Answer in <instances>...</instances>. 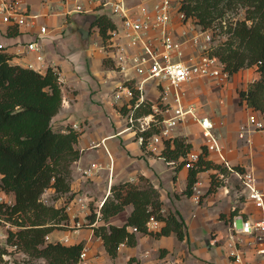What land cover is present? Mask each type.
<instances>
[{
    "label": "trees",
    "instance_id": "1",
    "mask_svg": "<svg viewBox=\"0 0 264 264\" xmlns=\"http://www.w3.org/2000/svg\"><path fill=\"white\" fill-rule=\"evenodd\" d=\"M240 9H244V16H233ZM180 10L203 29L211 28L213 39L221 36L209 52L220 58L230 74L254 67L257 77L238 90V102L264 115V0H181ZM92 25L98 26L103 40H107L114 21L103 12L95 16ZM62 103V82L54 66L40 70L21 64L0 47V190L11 192L14 197L11 202L0 201V214L12 225L7 244L30 257L44 258L46 264H78L85 246L83 240L65 243L46 238L71 218L67 207L73 195L69 193L72 164L81 156L77 143L82 131L71 124L64 129L53 127L52 119ZM164 141L160 155L168 161L178 160V167L184 166L191 142L183 136ZM234 167L244 168L240 164ZM209 168L228 170L223 163L209 158L204 146L198 160L189 167L187 194L194 193L199 171ZM212 175L208 191L215 190L220 182L217 174ZM49 188H53L54 198L69 195L65 203L44 201L42 195ZM128 204L133 208L123 224L109 222L111 216L124 211ZM89 209L86 224L102 238L111 257L118 255L121 244H136L133 227L155 236L171 232L181 239L185 236V220L173 211L163 212L158 189L144 176L140 182L113 183L101 207L97 209L91 202ZM151 216L163 222L160 229L148 227ZM7 247L0 248V264H21L15 258L12 262L4 260L2 254L8 251Z\"/></svg>",
    "mask_w": 264,
    "mask_h": 264
},
{
    "label": "crops",
    "instance_id": "2",
    "mask_svg": "<svg viewBox=\"0 0 264 264\" xmlns=\"http://www.w3.org/2000/svg\"><path fill=\"white\" fill-rule=\"evenodd\" d=\"M28 2L32 12L40 14L36 19V25L31 27H19L12 24L2 23L0 28V36H2V38H0V44H3L6 51L13 54V61H17L27 66H29V63H32L33 67L37 69L51 64L58 67L61 73L65 74V76L70 75L68 62L57 57L50 58V51L45 47V44L54 40L53 38L48 37H51V34L49 33H52L48 21H56L54 29H60L63 25L57 23L58 20H60V13L53 11L50 13L49 10H45L46 7L43 6L44 2L42 0H28ZM95 11L99 12L100 9ZM70 15H74L76 18L80 17V13ZM96 15L97 13L94 17ZM110 17L113 18V16ZM40 24H47L49 32L40 34L38 28ZM10 29L12 30L11 33H9ZM32 40H37L43 47V54L45 56L44 61L37 60L36 52L28 49L27 44ZM197 88L200 89L201 94L205 93L203 96H200L199 101L194 102L198 106L197 111L201 115L208 114L215 120L216 131L220 135L219 138L221 143L224 144V152L227 158L233 165L240 164L243 165V167L254 169L258 177L264 179V132L256 131L248 133L249 137L253 140V143L250 146L247 143L243 144V140L238 135V126L246 121L247 114L252 109L245 105L242 106L238 101L231 99L230 94L229 101L225 102L222 106L217 105L214 102L215 99H213L212 95L215 92L208 90L207 92H204L206 89L202 88L201 85ZM62 90L64 92L63 86ZM87 90V88L82 90L80 95V92L77 93L76 97L71 94L69 99L67 96H63L62 107L52 119L53 127L56 129H64L68 124H71L74 128L82 131L77 143V146L81 150V156L72 164V181L69 193L73 195L68 203L67 209L71 217L70 221H87L86 216L90 211L89 204L92 202L94 205L99 206L110 194L113 183L126 180L140 182L141 176H144L158 189L160 199L162 200V210L165 214L169 211H173L174 213L180 211L186 224L189 225L191 222L195 226L192 238L194 237L193 241L197 242L199 259L194 260L191 258L184 261L180 257L183 253L180 245H183L184 238H179L174 232L167 235L155 236L151 235V233L136 231V244H121L118 255L115 257H111L105 251L102 238L94 234L91 226L86 230L87 233L85 236H81L84 232H79L83 228L76 229L78 230L75 232L77 237L75 239L72 237V240L69 243L83 240L87 255L93 250L92 247L94 243L102 245V251L108 257V262L110 264H115V261H117L119 257L122 261L125 260V264H131V259H134L132 263H137L139 261L140 264H235L233 258L227 251L226 243L229 239L230 233L229 221L231 220V215L235 213L238 204H236V201L231 197L230 200H232V205L231 201L228 203L224 202V199H227V196L223 197L224 199L220 198L221 195H223L221 194L223 193L221 192L222 188H220V190L218 189L221 181L217 185V188L213 190L216 192V195L211 198L208 194L203 197V204L197 203V205H194L196 202H194L191 197L186 198L187 193L185 192L189 168L186 166L178 167V160L168 161L164 156L160 155L159 152L152 153L149 150L143 149L133 133L124 129L123 120L117 115H114L111 118L105 109V103L103 104V102H99L101 97H91V94L89 93L90 91ZM207 96L209 97L207 98ZM189 120H193L192 122L190 121V123H197L203 139L202 141L195 142L194 138L190 136L183 137H185L186 141L191 142L192 148L198 147V152H201L204 146L206 147L205 137L201 133L199 123L193 118L182 121L174 128L176 132L178 131L176 136L183 133L181 132L182 130H178V127L186 124ZM81 122H83L84 125ZM94 124L96 125V128L94 127ZM182 135L188 134L184 132L181 136ZM207 151L209 158H213L212 153H214L218 160L223 163L216 152L209 151L208 149ZM209 169L199 171L198 179L203 172L208 171ZM213 174H216V172L214 171ZM211 183L208 186V190ZM242 193L245 194L243 191ZM218 195H220V197ZM61 198L65 199L63 196H61ZM182 201L187 202L184 204ZM212 203L216 208H213V214L210 216L211 213H208L209 209L207 208V205ZM132 208V204H128L124 211L111 216L109 222L123 224ZM238 211L245 218L250 217L256 219L262 217L261 211L247 199L246 194L244 197V203ZM122 213L125 214V217L117 220L118 216ZM200 216L202 218L203 226H205L208 221L212 222L213 226L208 232L207 230L204 232L203 226H200V222L198 221ZM218 219L224 220L225 225L223 226V229L218 228L215 224ZM162 224L163 222L160 221V225L157 229H160ZM212 231L216 235L214 240L212 239L213 243L209 240L211 244H209L210 248H207L202 244V240H205ZM174 234L177 239L174 238ZM169 237H171L170 240L172 245H175L179 252L178 256L180 260L179 258H170L165 254V257L154 260L151 256V251L161 248L163 254L165 247L168 245L167 238L169 239ZM255 247L254 243H250L248 238H246V241L242 246L244 258L249 260L250 264H264L263 256L256 252ZM89 260L90 259H88V261Z\"/></svg>",
    "mask_w": 264,
    "mask_h": 264
},
{
    "label": "built area",
    "instance_id": "3",
    "mask_svg": "<svg viewBox=\"0 0 264 264\" xmlns=\"http://www.w3.org/2000/svg\"><path fill=\"white\" fill-rule=\"evenodd\" d=\"M59 3L65 14L93 9L86 7L82 0H59ZM180 5L181 0H103V6L109 9L106 13L114 18V26L108 30L106 41V56L113 64L111 70L119 78L111 89L112 103L120 106L125 117L124 129L131 131L152 153L161 154L164 140L173 136L174 128L182 121L193 118L199 123L207 149L216 152L225 166L237 175L247 199L262 213V217L256 219L234 213L229 221L227 251L235 264H250L242 250L246 238L254 243L256 252L264 258V179H260L252 168H235L224 152L215 120L208 114L201 115L194 102H184L186 84L208 79L222 85L227 83L231 74L220 58L209 52L211 46L206 52L186 56L185 43L189 40L180 38L177 27L184 26L191 17L185 16ZM39 16V13L32 12L28 0H0V23L31 27L36 25ZM48 32L47 24L39 25L40 34ZM202 34L207 40L212 39L210 30L202 28L201 34L197 33L190 40L197 42ZM27 46L36 52L37 60H45L43 47L37 40L28 42ZM49 65L39 69L45 70ZM29 66L33 67V64L29 63ZM55 69L60 78V69ZM148 105L146 111L144 107ZM148 131L150 133L146 134ZM256 131H264V115L251 110L246 121L240 124L238 135L250 141L247 133ZM199 153L190 151L184 166L191 167L198 160ZM193 197L198 201L197 195ZM0 221H5L1 214ZM159 225L160 220L151 216L148 227L154 230ZM133 230L137 231V227ZM9 254L4 252L2 255L9 259ZM86 255L84 248L81 259Z\"/></svg>",
    "mask_w": 264,
    "mask_h": 264
},
{
    "label": "rangeland",
    "instance_id": "4",
    "mask_svg": "<svg viewBox=\"0 0 264 264\" xmlns=\"http://www.w3.org/2000/svg\"><path fill=\"white\" fill-rule=\"evenodd\" d=\"M42 1L44 2L43 6L46 7L45 10H49L50 13L52 11L60 13L59 14L60 20H58L57 23L63 24L60 29L57 28L54 29V27L56 26V21L54 22L51 20V22H49L48 20H46L49 23V28L52 30L51 31L52 33H49L51 34V37L50 36L48 37L53 38L54 40L52 42L45 44L46 49L50 51L49 53L50 58L57 57L59 59H64L68 62L70 75H66V76L65 74L60 75L62 86L64 87L63 96L64 97L67 96L69 99V96H71L72 94V96L76 97L77 93L80 92L79 93L80 95L81 91L87 88L88 89L87 91H90L89 93L91 94V97H97V96L101 97V99H99V102H103V104L105 103L104 104L105 109L107 110L109 116L111 118L114 115L119 116V118L123 120L124 123L123 127H125V117L120 110V106L113 104L111 101L110 91L114 83L119 78L111 70L113 64L111 61L108 60V57L106 56L107 40H103L102 36L99 33L98 26L92 25V21L95 18L94 15L96 13L100 14L103 12H109L108 7L103 6V0H82V2H84L86 7H92L93 9H91L88 12L87 11L80 12V17L76 18L74 15L63 13L62 11L63 7L59 3V0H42ZM99 9H100L99 12L95 11ZM233 16H235L236 18L243 17L244 9H240L238 12H234ZM1 25L2 23H0V28ZM82 26L90 29V35L85 39L81 37V34L78 31V28ZM177 28L180 34V38L183 39L184 41L189 40L185 43V45L187 46L186 56H189L190 54L197 55L199 52H203V51L206 52L207 48H210V46L216 44L219 38H221V36L219 35L217 36L216 39H213L212 38L213 30L210 28L209 30L211 33V38H212L211 40H207L203 34L202 36H199V40L197 42H195V40H190L192 39V36L197 35V33L201 34V29H202V27L191 18L189 19V22L186 23L184 26H178ZM183 32H185V34ZM0 38H2V36H0ZM255 77H257V72L252 66V67L240 69L238 72L231 74L227 83H224L222 85H219L216 82H212L208 79L206 80L197 79L184 86V102L188 103V102L199 101L200 96H203L205 94L204 92H207V90L211 92H215L212 95H213V99H215L214 102L217 105L222 106L225 102L229 101L230 95H231V99H233L234 101H238V90L240 88L247 87L255 79ZM199 85H201L202 88L206 89V91L203 92L204 94H201L200 89L197 88ZM234 96H236L237 98ZM208 97L209 96H207V98ZM148 107L149 105L144 108L147 109ZM190 121L192 122L193 120H189V122H187L186 124L179 126L178 130L179 131L182 130L181 132L183 133L186 132L188 135H182V136H190L194 138L195 142L202 141L203 137L200 134V130L197 123H190ZM81 123L84 125L83 122ZM94 127L96 128L95 124ZM177 132L174 130L172 133L173 136H176ZM183 133H180L179 136H181V134ZM247 136H249L248 133ZM240 138L243 140L242 141L243 144L247 143L250 146L253 143V140L249 141L246 138H242V137ZM263 140H264V136H263ZM143 149L145 148L143 147ZM191 151H199V149L198 147L192 148ZM212 157L214 160L221 163L214 153H212ZM214 171L218 175V179L221 181V184L219 185L218 189L220 190V188H222L221 192H223L221 193L223 194L221 195V197L220 195L218 196L221 199H224L223 197L227 196V199H224L225 200L224 202L228 203L231 201V205H232V200L230 199L233 198V200L236 201V204H238V206L235 209V213H240L238 209L240 210L241 205L244 203L245 194L242 193L243 186L239 178L229 169L225 171H221V169L219 168H215V169L211 168L208 171L203 172L202 175L199 177L198 181L195 183L194 193L192 195L186 194V198L191 197V199L194 202H196L194 203V205H197V203L203 204L202 202L204 200L203 198L204 196L209 194L210 197L212 198L214 195H216V192L208 191V186L212 182V177H213L212 174ZM54 195L55 192L53 188H49L44 192L42 198L46 202L54 203L56 205H62L65 203L66 198L69 196L67 194H64L62 196L65 197V199H63L61 197L54 198ZM194 195L198 196V201L194 199L193 197ZM13 198H14L13 193L11 192L6 193L0 190V201L11 202L13 201ZM186 202L187 201H182V203L184 204ZM214 206L215 205L213 203L207 205V208L209 209L208 213L209 214L211 213L210 216L213 214V208H216ZM99 208L100 205L99 206L97 205V209ZM175 214L184 219L180 211ZM124 215H125L124 213L120 214L117 220L123 219L125 217ZM198 221L200 222V226H203L201 216L198 219ZM79 222L80 223L72 222L70 220L66 222H62L59 226H57L52 232H50L46 236L47 240H61L62 242L69 243L72 240V237L74 239L77 237L75 232L78 231L76 230L78 228H83L79 232L81 231L84 232L80 234L81 236H85L87 233L86 230L90 226L86 224L87 222L86 220ZM215 224L218 226V228L223 229L225 222L222 219H218L217 222H215ZM212 226H213L212 222L208 221L205 224V226H203V231L205 232V230H207L208 232ZM10 227H12L10 222L6 220L0 221V248L8 246L7 247L8 251L5 253H10L9 259H5V257H3L2 255L4 260L7 262H12L13 259L15 258L21 264H46L44 258L30 257L21 250H16L14 246L7 244V236ZM193 231H195V226L191 222L188 225L186 224L185 221V237L183 240V245H180L183 251L180 257L184 261L189 260L191 258H193L194 260L199 259L197 253L198 245L196 241H193L194 237L192 238ZM209 234L210 235L205 240H202V244L207 248H210L209 244L211 243L209 242V240H211L212 242L216 235L215 233H213V231L210 232ZM170 238L171 237H169V239L167 238L168 245L165 247V251L163 254L161 248H157L154 251H151V256L154 260L155 259L157 260L161 257L163 258L165 257V255H168L170 258L173 259L179 258L178 256L179 252L176 246L172 245ZM174 238L177 239L176 236ZM92 249L93 250L89 252V254L86 255V257L84 258L82 257L81 261L78 264L81 263L110 264L108 262V257L102 251V245L94 243ZM88 259L90 260L88 261ZM133 260L134 259H131L130 262L131 264H140L139 261L137 263H132ZM115 262H116L115 264H125V260L122 261L120 257ZM191 264H195V263H191Z\"/></svg>",
    "mask_w": 264,
    "mask_h": 264
},
{
    "label": "water",
    "instance_id": "5",
    "mask_svg": "<svg viewBox=\"0 0 264 264\" xmlns=\"http://www.w3.org/2000/svg\"><path fill=\"white\" fill-rule=\"evenodd\" d=\"M78 31L80 32L81 37L83 39L87 38L90 35V29L89 28H85L82 26V27L78 28Z\"/></svg>",
    "mask_w": 264,
    "mask_h": 264
}]
</instances>
